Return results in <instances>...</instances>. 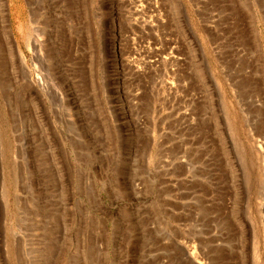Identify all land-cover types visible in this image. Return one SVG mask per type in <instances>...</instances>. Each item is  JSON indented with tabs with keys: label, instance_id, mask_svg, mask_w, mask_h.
I'll list each match as a JSON object with an SVG mask.
<instances>
[{
	"label": "rangeland",
	"instance_id": "1",
	"mask_svg": "<svg viewBox=\"0 0 264 264\" xmlns=\"http://www.w3.org/2000/svg\"><path fill=\"white\" fill-rule=\"evenodd\" d=\"M0 264H264V0H0Z\"/></svg>",
	"mask_w": 264,
	"mask_h": 264
},
{
	"label": "bare ground",
	"instance_id": "2",
	"mask_svg": "<svg viewBox=\"0 0 264 264\" xmlns=\"http://www.w3.org/2000/svg\"><path fill=\"white\" fill-rule=\"evenodd\" d=\"M111 16H112V15H111ZM109 24H110V27H111V28H112L113 25L115 24V21H114V18H113V17L110 18ZM111 47H112V48L110 49V51H111L112 53H114V55H115V54H116V48H115V43H114V42H113V44H112ZM21 59H22V63H23V65H24V57H21Z\"/></svg>",
	"mask_w": 264,
	"mask_h": 264
},
{
	"label": "crops",
	"instance_id": "3",
	"mask_svg": "<svg viewBox=\"0 0 264 264\" xmlns=\"http://www.w3.org/2000/svg\"><path fill=\"white\" fill-rule=\"evenodd\" d=\"M131 150V149H130ZM129 152V151H128Z\"/></svg>",
	"mask_w": 264,
	"mask_h": 264
}]
</instances>
